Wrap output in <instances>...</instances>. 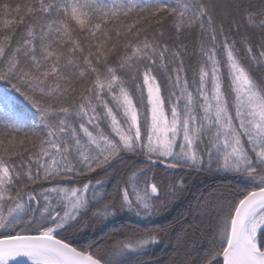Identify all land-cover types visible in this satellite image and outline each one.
<instances>
[{"label":"snow or ice","instance_id":"1","mask_svg":"<svg viewBox=\"0 0 264 264\" xmlns=\"http://www.w3.org/2000/svg\"><path fill=\"white\" fill-rule=\"evenodd\" d=\"M260 69L264 0H0V264H142L172 226L74 231L152 222L184 191L161 166L236 181L178 222L179 264H264Z\"/></svg>","mask_w":264,"mask_h":264},{"label":"trees","instance_id":"2","mask_svg":"<svg viewBox=\"0 0 264 264\" xmlns=\"http://www.w3.org/2000/svg\"><path fill=\"white\" fill-rule=\"evenodd\" d=\"M12 3L18 2V0H11ZM167 3L171 4L172 0H166ZM251 31V30H250ZM252 40L255 46L256 43L261 39L259 31H252ZM185 42L192 48L193 45L197 43L196 34L192 33L185 38ZM193 67L195 64L193 63ZM191 75V74H190ZM257 76L264 75V69H260L256 73ZM34 111V110H33ZM126 169H121L120 174ZM157 180L162 185H167L170 181L176 182L183 180L184 191L177 198V203L175 207L166 214L164 209L161 213L152 218V222L141 221L139 218L121 213L117 217L113 218L110 223L99 224V223H89L88 218L83 221L84 230L77 226L76 231H74V239L78 243H84L92 239L99 237H107L114 229L122 228L127 225L129 229L132 228H151L159 226H172L167 228L165 232L159 233L160 243L152 246L147 253L140 259L142 264H179L185 255L184 249L181 248L177 250L175 246V235L179 231L180 223L183 222L184 217L188 215L189 211L193 209L198 201L203 197L208 196L210 192L215 190L220 185H235L236 181L232 177H226L224 175H213L207 173L196 174L189 170L183 171H173L166 169L164 167H158L156 169ZM113 182H115L113 180ZM67 235V234H66Z\"/></svg>","mask_w":264,"mask_h":264},{"label":"rangeland","instance_id":"3","mask_svg":"<svg viewBox=\"0 0 264 264\" xmlns=\"http://www.w3.org/2000/svg\"><path fill=\"white\" fill-rule=\"evenodd\" d=\"M176 203H177V199H176L174 202L171 203L172 207H175V204H176ZM171 205H170V207H169L167 210H165L166 214L169 212V210H171ZM88 222L90 223L91 220L89 219ZM92 223H93V222H92ZM84 229H85V228H83V230H84Z\"/></svg>","mask_w":264,"mask_h":264}]
</instances>
